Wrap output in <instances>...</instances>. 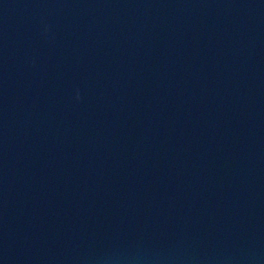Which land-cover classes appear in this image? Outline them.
<instances>
[{
    "label": "water",
    "instance_id": "1",
    "mask_svg": "<svg viewBox=\"0 0 264 264\" xmlns=\"http://www.w3.org/2000/svg\"><path fill=\"white\" fill-rule=\"evenodd\" d=\"M0 264H264V0H0Z\"/></svg>",
    "mask_w": 264,
    "mask_h": 264
}]
</instances>
